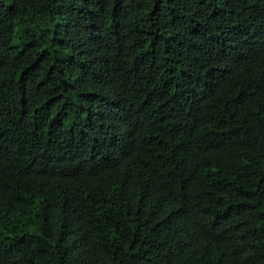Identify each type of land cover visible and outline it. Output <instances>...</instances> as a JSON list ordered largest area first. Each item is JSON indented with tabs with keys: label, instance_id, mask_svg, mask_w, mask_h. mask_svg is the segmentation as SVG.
<instances>
[{
	"label": "trees",
	"instance_id": "trees-1",
	"mask_svg": "<svg viewBox=\"0 0 264 264\" xmlns=\"http://www.w3.org/2000/svg\"><path fill=\"white\" fill-rule=\"evenodd\" d=\"M0 264H264V0H0Z\"/></svg>",
	"mask_w": 264,
	"mask_h": 264
}]
</instances>
